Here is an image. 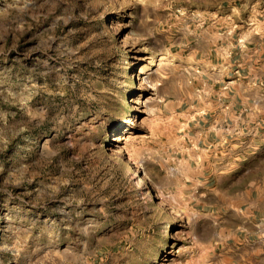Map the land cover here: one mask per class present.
Instances as JSON below:
<instances>
[{
    "label": "rangeland",
    "instance_id": "rangeland-1",
    "mask_svg": "<svg viewBox=\"0 0 264 264\" xmlns=\"http://www.w3.org/2000/svg\"><path fill=\"white\" fill-rule=\"evenodd\" d=\"M261 23L264 0H0V264H251L227 125L187 118L197 63Z\"/></svg>",
    "mask_w": 264,
    "mask_h": 264
},
{
    "label": "crops",
    "instance_id": "crops-1",
    "mask_svg": "<svg viewBox=\"0 0 264 264\" xmlns=\"http://www.w3.org/2000/svg\"><path fill=\"white\" fill-rule=\"evenodd\" d=\"M240 39L239 43L230 37L222 58L197 63L201 68L195 83L198 101L189 106L200 115L187 118V125L191 123L200 134L207 114L212 126L227 125L229 220L241 223L234 228V241L241 245L236 249L251 264H264V225L258 223L264 218V23L243 31ZM190 141L189 149L198 159L204 154L200 136ZM210 146L218 149L224 143L209 142Z\"/></svg>",
    "mask_w": 264,
    "mask_h": 264
},
{
    "label": "bare ground",
    "instance_id": "bare-ground-1",
    "mask_svg": "<svg viewBox=\"0 0 264 264\" xmlns=\"http://www.w3.org/2000/svg\"><path fill=\"white\" fill-rule=\"evenodd\" d=\"M148 63H149V64H152V63H153L152 59H151V61L149 60ZM127 170H128V169H127ZM128 176H129L130 178H132V177L134 176V170H133V169H130V170L128 171ZM134 177H135V176H134ZM134 177H133V178H134ZM136 179H137V181H140L139 178H138V176L136 177ZM137 181L134 183V186H135V188L140 189L142 185L140 186V184L137 183Z\"/></svg>",
    "mask_w": 264,
    "mask_h": 264
},
{
    "label": "built area",
    "instance_id": "built-area-1",
    "mask_svg": "<svg viewBox=\"0 0 264 264\" xmlns=\"http://www.w3.org/2000/svg\"><path fill=\"white\" fill-rule=\"evenodd\" d=\"M264 220V219H263ZM263 223H264V221H262ZM261 221H260V223H262Z\"/></svg>",
    "mask_w": 264,
    "mask_h": 264
}]
</instances>
